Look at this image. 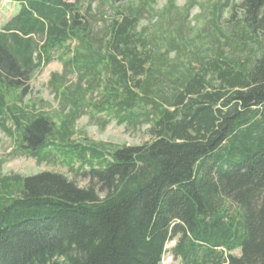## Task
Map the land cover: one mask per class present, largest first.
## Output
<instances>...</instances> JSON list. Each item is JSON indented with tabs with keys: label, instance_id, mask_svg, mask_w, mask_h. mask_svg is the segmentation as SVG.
<instances>
[{
	"label": "trees",
	"instance_id": "trees-1",
	"mask_svg": "<svg viewBox=\"0 0 264 264\" xmlns=\"http://www.w3.org/2000/svg\"><path fill=\"white\" fill-rule=\"evenodd\" d=\"M11 2L19 12L0 30V129L12 122L19 150L39 162L57 152L87 166L90 186L50 172L1 181L0 264H161L173 241L183 264H264V0L218 3L220 35L206 50L177 16L172 30L139 31L146 2L114 9L100 36L91 2L84 12V0ZM58 52L90 77L61 95L60 124L22 106ZM95 91L102 99L90 106L118 124L143 118L151 142H71Z\"/></svg>",
	"mask_w": 264,
	"mask_h": 264
},
{
	"label": "rangeland",
	"instance_id": "rangeland-1",
	"mask_svg": "<svg viewBox=\"0 0 264 264\" xmlns=\"http://www.w3.org/2000/svg\"><path fill=\"white\" fill-rule=\"evenodd\" d=\"M65 1L75 3L77 0ZM91 1L84 0L83 12ZM242 1L232 0L237 5L241 4ZM145 2L147 4V11L140 22L139 31L145 29L147 36H154L157 26L161 23L164 24L165 29L172 30L174 28L173 17L177 16L179 17V21L185 25L191 41L196 42V45H200V42L203 41V44L199 48L206 50L216 40V33L218 31L212 24L213 16L211 12H213V8L218 3L223 4L225 0H122V2L116 4H110V2L106 4L103 3V0H93L91 3L92 14L94 16V32L97 36L103 35L104 27L107 26L106 23L115 15L116 9L124 11L131 4L139 7L145 4ZM170 2H173L175 6V9L171 11H169ZM188 8L189 11L186 13ZM18 12V5H14L9 0H0V30ZM185 16L186 19H184ZM222 18L220 27L226 29L228 28L226 23L232 19L227 13H224ZM166 37L167 35L165 34L164 40ZM68 45L71 46L72 50L76 46L74 44ZM61 56V52L54 53L52 62L36 72L28 93L23 98L24 105L22 104L24 107L34 106L36 113H45L55 118L57 124H60V119L56 117L58 113H63V116L69 114L68 108L63 110L61 99L63 92L67 88L73 90L79 83L80 78H83L82 86L85 90L86 85H88V79H90L89 75L85 76L84 73H80L77 67L71 63L73 53H64L62 61L60 60ZM175 58L176 54L172 53L170 59L174 60ZM179 58L180 60L184 59L183 56ZM66 63L69 64L67 65ZM61 77L64 78V81H60ZM58 85L60 88L57 91ZM101 96L97 91L86 95L84 109L74 125V134L71 142H74L77 146L104 145L106 149L123 146L138 147L151 142V137L148 135L149 126L143 118L140 119L142 123L137 126L126 122L118 124L114 119L108 118L105 113H98L94 107L90 106L93 104L99 105L102 99ZM138 114L142 115L144 111H139ZM15 132L12 122L6 124V129H0V182L50 172L65 176L70 182L75 183L81 189H87L90 186V179L83 175L84 172L89 171L87 166L81 171L79 162L70 164V161H66L67 158L64 160V157L60 156L57 152H52L50 159L39 162L37 159L29 157L22 150H19V141ZM16 186L17 184L14 183L13 191H15ZM14 194L15 196L17 195L16 193ZM100 196L103 197V195ZM176 245L177 241H173L166 247V254L161 264H183L180 258H175L171 254ZM233 255L238 257L240 252H236Z\"/></svg>",
	"mask_w": 264,
	"mask_h": 264
}]
</instances>
